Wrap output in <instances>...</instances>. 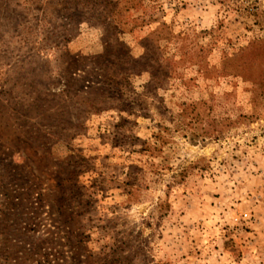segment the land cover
I'll use <instances>...</instances> for the list:
<instances>
[{
    "label": "rangeland",
    "instance_id": "1",
    "mask_svg": "<svg viewBox=\"0 0 264 264\" xmlns=\"http://www.w3.org/2000/svg\"><path fill=\"white\" fill-rule=\"evenodd\" d=\"M0 264H264V0H0Z\"/></svg>",
    "mask_w": 264,
    "mask_h": 264
},
{
    "label": "trees",
    "instance_id": "2",
    "mask_svg": "<svg viewBox=\"0 0 264 264\" xmlns=\"http://www.w3.org/2000/svg\"><path fill=\"white\" fill-rule=\"evenodd\" d=\"M68 180V178H65L63 181H67Z\"/></svg>",
    "mask_w": 264,
    "mask_h": 264
}]
</instances>
